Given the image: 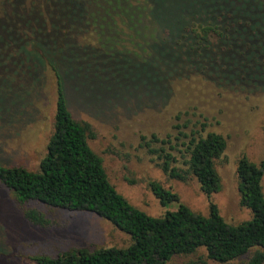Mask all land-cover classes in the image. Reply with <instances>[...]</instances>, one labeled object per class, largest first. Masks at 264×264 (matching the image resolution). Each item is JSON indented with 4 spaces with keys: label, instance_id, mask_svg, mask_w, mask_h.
<instances>
[{
    "label": "rangeland",
    "instance_id": "374dc122",
    "mask_svg": "<svg viewBox=\"0 0 264 264\" xmlns=\"http://www.w3.org/2000/svg\"><path fill=\"white\" fill-rule=\"evenodd\" d=\"M4 1L0 0V7ZM104 1L96 6L93 17L100 25L106 10L109 15L115 9L110 1ZM198 1L182 9L183 14L191 16L188 22L195 20V13L200 11L224 13V20L242 18V25H232L231 39L202 48L189 40L178 43V37L167 35L151 42L160 58L148 61L145 58L151 49L146 46V37L152 32L153 20L144 0H129L128 20L117 48L142 56L116 52L118 39L114 36L111 43L99 48L77 43L75 48L70 38H59L54 53L64 57L77 85L87 89L82 93L70 90V109L75 118L91 124L95 137L89 143L103 158L111 183L130 203L152 216L177 210L179 202L163 206L154 195L150 182L157 181L178 193L180 201L192 210L208 215L210 203L214 202L227 222L238 224L252 217L250 209L240 205L238 161L243 155L254 162L264 157V89H250L246 82L228 81L230 78L221 75L264 80V0ZM26 2L30 4L31 0ZM244 21H251L254 27ZM106 33L118 35L109 27ZM52 39L49 36L42 41L47 45ZM184 63H203L211 70L198 66L164 81L167 71ZM46 77V87L36 104H26L23 109L20 108L24 104H18L21 79L0 83V97L6 92L9 103L13 98L17 101L0 104L3 114L9 106L21 110L10 120L0 119L1 164L39 168L52 133L56 107L55 78L50 70ZM181 131L189 134L185 141L190 140V134L205 136L209 132L227 139L226 151L216 161L222 188L211 197L204 194L194 177L183 182L163 173L156 156L142 140L145 136L148 141L154 133L160 138L175 139ZM27 209L37 210L48 223H34L26 217ZM129 243L126 233L93 212L71 211L37 201L21 203L0 181V264H33L31 258L39 254L56 256L72 248L94 250ZM254 251L227 264H248ZM261 256L264 263V255ZM197 258L191 255L173 262ZM209 263L220 264L212 260Z\"/></svg>",
    "mask_w": 264,
    "mask_h": 264
},
{
    "label": "trees",
    "instance_id": "16d2710c",
    "mask_svg": "<svg viewBox=\"0 0 264 264\" xmlns=\"http://www.w3.org/2000/svg\"><path fill=\"white\" fill-rule=\"evenodd\" d=\"M103 1L31 0L27 4L26 0H6L0 7V83L10 78L21 79L22 95L18 104H24L20 108L23 109L26 104H36L41 97L46 87V72L50 70L55 78L56 97L53 129L39 168L30 170L21 165L0 163V181L21 203L37 201L71 211L93 212L130 237L127 246L94 250L72 248L56 256L35 255L31 258L33 264H210L209 260L227 264L253 249L256 251L248 264H264L261 256L264 255V157L260 162H254L243 155L238 161L240 205L252 213L250 219L238 224L227 222L214 202L210 203L208 215L192 210L180 201L178 193L157 181H151L150 187L161 205L179 202V207L161 216H152L130 203L111 183L103 158L89 143L95 137L91 124L75 118L69 106L70 90L82 93L87 89L77 85L67 70L64 57L54 53L59 38L63 41L70 38L75 48L77 44L99 48L111 43L114 36L118 39L114 46L116 52L142 56V53L117 48L121 45L123 26L128 20L129 0H107L115 9L109 15L106 10L100 25L99 20L93 17L96 6ZM144 2L154 24L152 32L146 37V46L151 49L148 58L144 57L148 61L155 62L160 58L150 46L152 41L168 35L178 37V43L189 40L191 44L211 48L231 39L232 25L243 23L242 18L224 20V13L214 15L206 11L194 12L197 14L195 20L188 22L191 16L183 14L182 9L197 4L198 0ZM244 22L253 26L251 21ZM107 27L118 35H108ZM130 29L135 30L134 26ZM49 36L53 39L45 45L42 40ZM198 66L210 69L203 63L176 64L163 79L167 82ZM221 76L230 78L228 81L246 82L250 89H264L263 78L251 81L245 76ZM8 98L9 94L3 92L0 104H17L16 99L9 103ZM20 109L6 107L4 115L0 107V119L10 120ZM179 133L175 139L170 136L160 138L154 133L148 141L145 136L142 140L167 176L183 182L194 177L207 197L220 192L222 181L216 161L226 151V137L209 132L205 136L190 134V140L185 141L189 134ZM25 215L36 224L48 223L44 215L35 209L25 210ZM201 250L203 254L198 255ZM191 255L198 258L173 262L175 258Z\"/></svg>",
    "mask_w": 264,
    "mask_h": 264
}]
</instances>
